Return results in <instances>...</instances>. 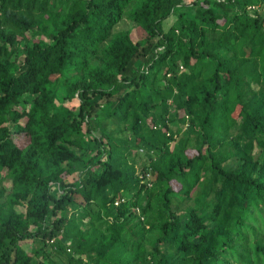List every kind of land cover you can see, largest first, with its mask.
I'll return each instance as SVG.
<instances>
[{
    "label": "trees",
    "instance_id": "trees-1",
    "mask_svg": "<svg viewBox=\"0 0 264 264\" xmlns=\"http://www.w3.org/2000/svg\"><path fill=\"white\" fill-rule=\"evenodd\" d=\"M0 264H264V0H0Z\"/></svg>",
    "mask_w": 264,
    "mask_h": 264
},
{
    "label": "rangeland",
    "instance_id": "rangeland-1",
    "mask_svg": "<svg viewBox=\"0 0 264 264\" xmlns=\"http://www.w3.org/2000/svg\"><path fill=\"white\" fill-rule=\"evenodd\" d=\"M129 27H131L130 22L129 21H125L121 26H119V29H121V30H127ZM133 36L137 40V38L139 39L141 35L135 29L134 32H133ZM16 139H18V137H16ZM6 184L9 185L8 182ZM18 210H19V212H25V209H23L22 207H19Z\"/></svg>",
    "mask_w": 264,
    "mask_h": 264
},
{
    "label": "built area",
    "instance_id": "built-area-1",
    "mask_svg": "<svg viewBox=\"0 0 264 264\" xmlns=\"http://www.w3.org/2000/svg\"><path fill=\"white\" fill-rule=\"evenodd\" d=\"M254 8H255V7H254ZM143 181H144V182H148V185H149L150 187L152 186V184L149 182V181H150V174H149V173L146 175V178H143ZM123 201H124V199H123ZM115 205H116V206L119 205V201H118V200L115 202ZM53 242H54V240L51 241V243H53Z\"/></svg>",
    "mask_w": 264,
    "mask_h": 264
}]
</instances>
